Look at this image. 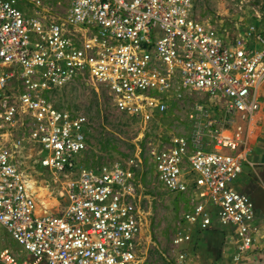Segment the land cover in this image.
Segmentation results:
<instances>
[{"label": "built area", "instance_id": "obj_1", "mask_svg": "<svg viewBox=\"0 0 264 264\" xmlns=\"http://www.w3.org/2000/svg\"><path fill=\"white\" fill-rule=\"evenodd\" d=\"M194 6L67 0L50 14L39 0H0V226L20 246L0 248L1 264H143L142 152L158 182L187 200L186 220L229 230L238 257L251 251L256 211L235 181L263 120L264 35L252 26L230 42ZM78 84L104 88L143 127L144 147L86 165L89 118L63 94ZM33 160L59 187L50 208L22 167Z\"/></svg>", "mask_w": 264, "mask_h": 264}, {"label": "rangeland", "instance_id": "obj_2", "mask_svg": "<svg viewBox=\"0 0 264 264\" xmlns=\"http://www.w3.org/2000/svg\"><path fill=\"white\" fill-rule=\"evenodd\" d=\"M39 2L43 11H48L50 14L63 13L67 5V0H39ZM194 7L197 17L208 19L217 25L230 42L242 40L252 26L264 35V0H195ZM36 10L31 8L26 13L32 15ZM63 94L70 107L84 112L89 118L87 126L89 145L84 156L86 165H97L108 159L134 155L139 147H144V141L141 140L143 127L131 116L114 109L104 88L99 87L96 90L91 85L78 84L70 87ZM200 96L197 94V97ZM182 116L183 113L175 114L173 119ZM258 118L264 119V111L259 113ZM248 143L254 150L260 143L259 133L254 132ZM253 153L254 151H250L247 154V159L242 164V174L235 184L238 188L244 186L242 189L250 195L255 210L257 208L264 213V155L259 154L255 158L252 156ZM140 156L143 161L139 167L143 169V185L138 202L141 211L146 212L143 217V237L139 245L145 258L143 264H192L190 260L192 253L187 254L186 259L182 258L184 262H179L177 250L180 247L188 246V249L191 246L193 250L195 246L219 247L227 241L233 242V235L229 230L219 227L199 230L195 223L186 220L185 215H189L192 210L187 200L181 195L168 192L148 167V158L143 156V152ZM251 162L255 163L254 166ZM22 167L31 179L37 180L39 184L42 180L45 185L52 182L51 176L42 171L36 161L22 162ZM48 188L53 191V196L59 189L52 183ZM179 231L191 232L190 241L175 243L174 239ZM6 246L20 249L5 228L0 226V248ZM213 264H219L218 259Z\"/></svg>", "mask_w": 264, "mask_h": 264}, {"label": "crops", "instance_id": "obj_3", "mask_svg": "<svg viewBox=\"0 0 264 264\" xmlns=\"http://www.w3.org/2000/svg\"><path fill=\"white\" fill-rule=\"evenodd\" d=\"M262 111H264V104ZM252 132L259 133L260 143L254 150L250 149L251 152L254 151L252 156L257 158L259 154L264 155V119L255 124ZM251 164L254 166L255 163L251 162ZM236 187L238 188V186ZM243 187L238 189L243 191ZM255 211L256 243L250 252L238 257L236 247L232 241V243L227 241V243L219 247H212L210 245L195 246L193 250L191 246L187 249V246L185 248L180 247L177 250L179 262H184L180 254H183L186 259L187 254L192 253L190 256L192 264H213L216 259H218L219 264H264L261 252V247L264 245V213L257 208Z\"/></svg>", "mask_w": 264, "mask_h": 264}, {"label": "bare ground", "instance_id": "obj_4", "mask_svg": "<svg viewBox=\"0 0 264 264\" xmlns=\"http://www.w3.org/2000/svg\"><path fill=\"white\" fill-rule=\"evenodd\" d=\"M38 186H35V182L33 179H30L29 184L31 187L37 191V196L40 200V203L47 208H50L56 204H58V199L56 196H53V193L49 190V188L44 184L43 180L40 182Z\"/></svg>", "mask_w": 264, "mask_h": 264}]
</instances>
